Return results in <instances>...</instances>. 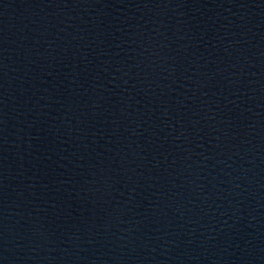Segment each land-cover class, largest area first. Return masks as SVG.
Returning <instances> with one entry per match:
<instances>
[{"label": "water", "instance_id": "95a60500", "mask_svg": "<svg viewBox=\"0 0 264 264\" xmlns=\"http://www.w3.org/2000/svg\"><path fill=\"white\" fill-rule=\"evenodd\" d=\"M0 264H264V0H0Z\"/></svg>", "mask_w": 264, "mask_h": 264}]
</instances>
